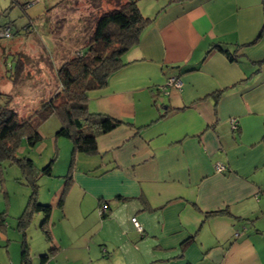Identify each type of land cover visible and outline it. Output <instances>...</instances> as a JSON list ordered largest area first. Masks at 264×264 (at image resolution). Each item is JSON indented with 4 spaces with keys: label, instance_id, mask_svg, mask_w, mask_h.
I'll use <instances>...</instances> for the list:
<instances>
[{
    "label": "crops",
    "instance_id": "crops-1",
    "mask_svg": "<svg viewBox=\"0 0 264 264\" xmlns=\"http://www.w3.org/2000/svg\"><path fill=\"white\" fill-rule=\"evenodd\" d=\"M66 1L49 0L44 19ZM143 9L152 21L122 55L125 66L87 97L90 113L122 125L97 138L95 154L71 151L61 208L66 180L50 202L37 190L52 207L38 264L52 248L49 264H264V0ZM169 78L182 88L165 95ZM37 145L23 139L16 158ZM26 203L16 206L21 243ZM9 209L4 198L0 221ZM9 238L1 223L0 249ZM21 243L12 264H21Z\"/></svg>",
    "mask_w": 264,
    "mask_h": 264
},
{
    "label": "rangeland",
    "instance_id": "rangeland-1",
    "mask_svg": "<svg viewBox=\"0 0 264 264\" xmlns=\"http://www.w3.org/2000/svg\"><path fill=\"white\" fill-rule=\"evenodd\" d=\"M125 1L68 0L60 5L63 10L61 13L54 11L44 19L49 0H16L14 4L11 0H0V32L5 28L11 31L9 38L0 37V94L10 96L11 107L20 117L26 118L59 92L56 78L58 69L88 45L97 17ZM161 1L163 0H138L137 7L144 18L151 19L143 6L146 2L157 4ZM28 24L29 31L24 33ZM13 60L20 63L19 72L15 77L12 76L14 81L7 77V74L10 75L8 68H11V72L15 70ZM60 126L54 116L43 122L38 131L41 140L37 147L27 148L25 153L19 154V157L25 155L31 160L39 174L42 167L52 162L51 176L44 175L37 181L38 200L41 203L50 200L55 187L63 186L71 161V141L56 135ZM0 165V209L4 207V198L8 199L10 209L4 225L5 232L11 236L6 242L8 247L0 249V264H12L14 256L17 257L13 249L19 254L23 236L15 228L17 215L22 207L16 206L20 200H24V207L29 187L25 179L21 178L18 165L8 161H1ZM20 178L23 182L19 181ZM40 224L37 215H33L25 231L31 264H38L39 258L35 253L46 244L39 229ZM14 237H17L18 242H15ZM7 250L10 254H7Z\"/></svg>",
    "mask_w": 264,
    "mask_h": 264
},
{
    "label": "trees",
    "instance_id": "trees-1",
    "mask_svg": "<svg viewBox=\"0 0 264 264\" xmlns=\"http://www.w3.org/2000/svg\"><path fill=\"white\" fill-rule=\"evenodd\" d=\"M15 1L11 0L13 4ZM137 1L126 0L124 4L97 17L88 45L58 69L56 78L59 92L42 103L29 116L20 117L11 107L10 96L0 94V162L8 161L10 164L18 165L21 178L25 179L30 189L26 206L18 219V229L21 232L28 226L32 215L40 213L42 214L40 230L45 240L51 243L49 219L52 207L41 205L37 199V181L41 176H51V165L43 167L39 174L35 172L31 160L26 157L16 158L15 154L22 140L25 139L29 144L40 142L41 136L38 132L40 125L54 116L61 125L56 135L71 141L72 157L76 154L92 155L97 150V138L122 125L118 120L90 113L87 109V97L89 92L104 88L108 78L125 66L121 61L122 55L138 43L140 33L152 21L141 15ZM168 1L170 4L180 0ZM28 31L29 24L25 28V32ZM217 48L228 55L221 47ZM14 64L13 72L8 68L10 74H7L8 79L13 80L12 76L15 77L20 70V63L14 61ZM68 177L69 175L65 178V187L58 197L59 208L63 206L64 195L69 185ZM219 213L214 212L207 216ZM1 223L4 225V220H1ZM53 249L42 256V264L49 260L48 255ZM20 257L21 264H30L29 248L25 240L21 243Z\"/></svg>",
    "mask_w": 264,
    "mask_h": 264
},
{
    "label": "built area",
    "instance_id": "built-area-1",
    "mask_svg": "<svg viewBox=\"0 0 264 264\" xmlns=\"http://www.w3.org/2000/svg\"><path fill=\"white\" fill-rule=\"evenodd\" d=\"M11 35V31L9 28H5L2 32H0V37L3 38H9ZM182 88L181 82L177 78H169L162 86L159 87V92L167 95L168 94V89H175V90H180ZM231 126L233 130L237 129V122L235 119L231 120ZM215 169L217 172H222L224 171V167L221 164H216ZM105 210L102 208L100 210V213H104ZM131 222L135 228V230L139 233L142 234V228L140 225L137 223L135 218L131 219ZM44 264H49V261L45 262Z\"/></svg>",
    "mask_w": 264,
    "mask_h": 264
},
{
    "label": "water",
    "instance_id": "water-1",
    "mask_svg": "<svg viewBox=\"0 0 264 264\" xmlns=\"http://www.w3.org/2000/svg\"><path fill=\"white\" fill-rule=\"evenodd\" d=\"M104 210H106V207H103Z\"/></svg>",
    "mask_w": 264,
    "mask_h": 264
}]
</instances>
